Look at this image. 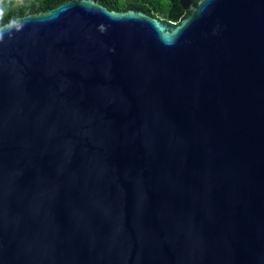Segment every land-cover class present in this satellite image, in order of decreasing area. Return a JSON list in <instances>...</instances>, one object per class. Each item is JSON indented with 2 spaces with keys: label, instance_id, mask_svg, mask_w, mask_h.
<instances>
[{
  "label": "water",
  "instance_id": "water-1",
  "mask_svg": "<svg viewBox=\"0 0 264 264\" xmlns=\"http://www.w3.org/2000/svg\"><path fill=\"white\" fill-rule=\"evenodd\" d=\"M183 9L0 20V264H264V0Z\"/></svg>",
  "mask_w": 264,
  "mask_h": 264
},
{
  "label": "trees",
  "instance_id": "trees-1",
  "mask_svg": "<svg viewBox=\"0 0 264 264\" xmlns=\"http://www.w3.org/2000/svg\"><path fill=\"white\" fill-rule=\"evenodd\" d=\"M47 0H0V20L4 17L25 9L39 6ZM114 3V11L121 12L127 10L131 5L143 9L153 18L169 20L178 23L186 14H182L178 19H172L169 14L171 12V0H112Z\"/></svg>",
  "mask_w": 264,
  "mask_h": 264
},
{
  "label": "flooded vegetation",
  "instance_id": "flooded-vegetation-1",
  "mask_svg": "<svg viewBox=\"0 0 264 264\" xmlns=\"http://www.w3.org/2000/svg\"><path fill=\"white\" fill-rule=\"evenodd\" d=\"M184 11H185V10H184ZM185 12H186V14H187V11H185ZM186 14H185V15H186Z\"/></svg>",
  "mask_w": 264,
  "mask_h": 264
},
{
  "label": "rangeland",
  "instance_id": "rangeland-1",
  "mask_svg": "<svg viewBox=\"0 0 264 264\" xmlns=\"http://www.w3.org/2000/svg\"><path fill=\"white\" fill-rule=\"evenodd\" d=\"M18 1H20V0H18Z\"/></svg>",
  "mask_w": 264,
  "mask_h": 264
}]
</instances>
